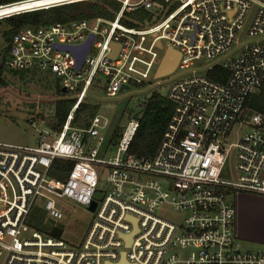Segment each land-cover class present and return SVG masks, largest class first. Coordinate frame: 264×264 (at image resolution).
Returning <instances> with one entry per match:
<instances>
[{"label":"built area","instance_id":"built-area-1","mask_svg":"<svg viewBox=\"0 0 264 264\" xmlns=\"http://www.w3.org/2000/svg\"><path fill=\"white\" fill-rule=\"evenodd\" d=\"M93 1L24 0L0 6V21ZM115 1L113 19L55 23L12 38L7 69L53 71L74 105L60 130L40 133L38 146L0 143V264H264V252L234 247L232 200L264 198V115L245 112L264 85V0ZM136 11L145 20H130ZM90 37L77 70L59 46L78 47ZM168 49L179 61L161 79L184 75L170 82L165 98L173 113L155 154H128L140 117L129 122L116 155L101 157L107 120L98 115L76 127V111L91 88L115 98L124 87L158 80ZM215 69L226 73L223 81L208 77ZM57 161L72 163L64 180L52 175ZM98 168L110 187L102 195ZM61 201L93 216L77 249L52 235L57 226L47 232L30 222L38 202L48 219L63 220ZM164 207L182 220L159 215Z\"/></svg>","mask_w":264,"mask_h":264},{"label":"rangeland","instance_id":"rangeland-1","mask_svg":"<svg viewBox=\"0 0 264 264\" xmlns=\"http://www.w3.org/2000/svg\"><path fill=\"white\" fill-rule=\"evenodd\" d=\"M115 9L116 12L119 10V8ZM10 38L8 20L0 21V143L36 147L40 142V133L52 130L57 102L63 99L71 100L72 95L69 93H64L65 97L61 95L60 80L51 70L32 69L20 73L7 69L1 71ZM204 65V62L196 63V67ZM183 75L182 72H178L169 78L158 80L152 77L145 86L131 87L115 98H109L104 92L91 88L88 99L82 105L98 107L97 116L108 122L107 127L101 130L104 142L100 148V156L113 158L117 153V145L112 143L115 133L119 132L122 135L130 121L142 117L145 105L154 93L165 98L170 82ZM76 127L84 126L78 124ZM97 170L100 174L98 192L102 195L110 188L107 182L108 174L102 168ZM239 195L232 198L238 208V217L242 215L243 218L253 220L252 228L254 227L257 238L247 239L236 235L234 247L245 252H264V202L245 199L244 196L248 194ZM39 204L38 202L30 216L31 224L42 225L47 228V232L57 226L63 231L61 240L72 249L79 248L92 222V214L72 201H61L59 206L64 218L55 222L48 219L44 213L43 216L34 217L36 211H41ZM158 214L173 221L182 220V214L171 207L162 208Z\"/></svg>","mask_w":264,"mask_h":264},{"label":"trees","instance_id":"trees-1","mask_svg":"<svg viewBox=\"0 0 264 264\" xmlns=\"http://www.w3.org/2000/svg\"><path fill=\"white\" fill-rule=\"evenodd\" d=\"M20 1L24 0H0V6ZM115 8L120 9V4L115 0H99L50 8L7 19L10 26L11 38L8 39V47L4 53V63L1 71L7 69L6 61L8 59L11 41L19 31L24 29H39L55 23L70 24L78 20L91 21L97 17L113 19L114 13L116 12ZM146 16V13L143 11H136L129 18L134 22H142ZM126 25L129 27L135 26L132 22H126ZM11 72L20 73V71ZM208 77L216 81H223L226 78V73L222 69H215L208 74ZM60 92L65 97L61 85ZM73 105L74 102L69 99H63L57 102L55 121L51 126L52 130L56 131L62 128ZM98 111L99 109L96 106L81 105L75 114V125L80 124L81 126L88 127L90 124L89 120L97 116ZM245 112H257L264 115V85L260 92L252 96L248 101ZM172 113L173 106L166 98L154 93L145 105L139 128L129 146L128 154L140 158L152 157L161 142ZM121 136L119 132H116L112 143L118 145ZM71 168L72 163L57 161L52 175L57 179L64 180ZM36 216H43V212L40 210L36 211L34 217Z\"/></svg>","mask_w":264,"mask_h":264},{"label":"water","instance_id":"water-1","mask_svg":"<svg viewBox=\"0 0 264 264\" xmlns=\"http://www.w3.org/2000/svg\"><path fill=\"white\" fill-rule=\"evenodd\" d=\"M92 40L93 38L90 37L87 42L81 46L78 47H65V46H59V49L62 51H66L71 53L76 60V69L79 70L84 63V60L91 48V44H92ZM114 55V54H113ZM179 61V54L176 53L173 50H167L165 53V56L162 60V63L159 67V70L157 71L156 74V78L161 79V78H165L169 75H171L175 69L177 68V64ZM129 90V87H124L122 88L121 92ZM66 90L63 89V93H65ZM95 209V204H93L91 210L93 211ZM52 235L60 238L62 235V230L60 228H56L52 231ZM127 245L130 246L131 245V238L128 239L127 241ZM124 258V257H123ZM121 264H126L125 260L123 259Z\"/></svg>","mask_w":264,"mask_h":264},{"label":"crops","instance_id":"crops-1","mask_svg":"<svg viewBox=\"0 0 264 264\" xmlns=\"http://www.w3.org/2000/svg\"><path fill=\"white\" fill-rule=\"evenodd\" d=\"M245 199L247 200H259V201H263L264 202V198L260 197V196H244ZM238 198H240V195L238 196ZM238 202V200H237ZM237 210V219H236V235L238 237H243V238H247V239H254L257 238V236L255 235L254 232V227L252 228V225L254 224L252 219H247V218H243L242 215H240L238 217V208H236Z\"/></svg>","mask_w":264,"mask_h":264}]
</instances>
